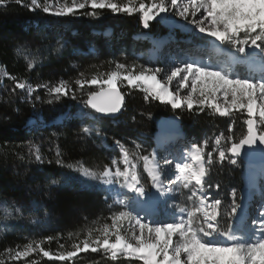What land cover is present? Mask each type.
<instances>
[{
	"label": "trees",
	"instance_id": "obj_1",
	"mask_svg": "<svg viewBox=\"0 0 264 264\" xmlns=\"http://www.w3.org/2000/svg\"><path fill=\"white\" fill-rule=\"evenodd\" d=\"M47 2L77 9L54 15L43 10ZM80 3L85 0H37L38 7L31 0L0 2V264H143L123 256L113 259L99 248L97 241L105 239V228L111 230L120 209L100 179L88 180L80 168L100 176L120 159L119 145L142 150L140 157L147 155V139L158 132L157 120L169 115L178 118L188 144L204 149V180L211 187H203L211 190L213 203L221 202L215 225L223 233L234 223L244 163L229 151L245 135L246 110L232 109L221 116L198 107L174 109L145 99L135 86L119 89L124 101L118 117H99L86 107L93 89L89 82L106 78L118 64L134 69L149 64L150 37H161L166 28L149 21L144 29L136 10L148 0H109L120 9L116 12L93 9L90 3L81 9ZM125 8L132 11L126 13ZM221 47L244 56L230 45ZM257 55L264 60V54ZM215 60L212 56L210 67L220 69ZM228 69L232 78L253 73L238 60ZM20 83L32 92L18 88ZM61 84L65 93L50 91ZM258 129L264 131V122L259 121ZM216 140L223 158L212 153ZM190 194L178 187L176 196L181 207L194 210ZM86 242L97 250L56 258Z\"/></svg>",
	"mask_w": 264,
	"mask_h": 264
},
{
	"label": "snow or ice",
	"instance_id": "obj_2",
	"mask_svg": "<svg viewBox=\"0 0 264 264\" xmlns=\"http://www.w3.org/2000/svg\"><path fill=\"white\" fill-rule=\"evenodd\" d=\"M85 3H90L93 9L111 8L114 12L120 11L115 3H107L106 0H85ZM85 3H80L78 7L84 8ZM31 4L39 6L37 0H31ZM170 4L173 8L178 9L179 17L183 18L186 24H194L198 28L199 33H206L207 36L215 38L221 44L232 46L237 53L244 56L257 52V50L259 54H264V0H187V3L183 4H178L177 0H170ZM140 9L143 11V26L145 29L149 27V21L156 17H160L162 14L164 16L172 14L169 12L165 0H159V4H153L147 9H145V5L141 4ZM190 9L192 17H196L197 13H201L200 17L190 21ZM43 10L48 12L49 8L44 7ZM201 10L203 11L201 12ZM65 11L72 12L73 9L61 10L56 15H62ZM123 11L130 13L132 9L125 8ZM117 67L122 69L125 66L124 64H118ZM160 71L159 68L155 69V72ZM177 76L180 77L181 88L187 87L190 80L191 92L186 97L187 107L190 110L194 105L192 94L197 92L199 93V104L203 106L207 103L209 107H214L215 111L221 116L229 115L230 109L246 110L247 116L250 117L246 120L247 137L240 140L238 144L231 146L233 155L239 156L242 146H251L256 143L255 121L252 117L258 114L260 120L264 122V82L254 83L251 78H230L227 73L219 70H210L207 66H197L194 63L176 67L171 72L169 81ZM118 78L119 74L117 72L111 73L109 78L104 81V84L108 86L107 91L101 92L99 95L94 94L89 99L88 104L96 109L97 112L117 113L121 110L123 98L117 90L116 81ZM123 79L129 85L139 86L138 82H140L147 86L145 91L150 92L161 101L170 98L171 106L174 109L181 107L182 101L173 96L172 92L161 84L155 74L149 75L142 71L135 76L132 74L124 75ZM77 83L81 82L77 81ZM89 83L96 84L98 81L93 79ZM17 87L24 89L25 85L17 84ZM50 91L60 94L64 91V86L52 88ZM218 93L223 95L227 106L221 107L216 102ZM145 99H148V97L145 96ZM96 101L101 102L98 103ZM229 130L231 131V129ZM84 132L87 133L88 129L85 128ZM259 141L264 144V134L259 136ZM193 147L196 148L197 153L194 159L201 161L203 154L198 147L195 145ZM219 156L223 158L225 153L221 151ZM211 158L212 154L209 153V163H211ZM125 159L127 160V153H125ZM36 160L40 161L41 157L39 155L36 156ZM166 163H172V161H166ZM232 163L235 164L236 161L232 160ZM176 168L179 169L180 174L175 179L177 181L183 179L185 188L193 180L197 186L206 185L209 188L211 187L210 184H207V181L203 180L206 172L203 166L198 171L190 170L187 173L179 163H176ZM104 175L108 176L109 173L105 171ZM120 175H125L127 179L126 173H121L117 170L116 176ZM131 181L134 184L138 182L135 174L131 175ZM135 191L140 195L144 193V190L139 187H136ZM201 195L203 199L205 194L202 193ZM220 203V200L217 199L212 207L215 208ZM179 211L181 215L184 213V209ZM235 211L236 209L233 208V212ZM120 215L123 217L127 216L128 213L121 212ZM187 216L189 217L187 227L183 222H169L152 227L148 223H141L137 219L136 223L139 225L141 235L136 236L135 245L127 242L119 234L116 235L114 243H111L108 238L103 239L102 242L97 241V243L105 250H111L113 259L117 256V251L115 250L122 249L130 255H138L143 264H181V253L187 255V264H264V211L258 212L256 220L253 221L254 227L252 228L251 238L228 234L227 240L231 241V244L214 242L217 235L223 236L222 233L217 231L213 223L216 220L215 213L212 215L205 213L207 219L206 229L203 227L193 228L191 221L194 218V214L188 212ZM145 230L148 233L147 236L144 235ZM177 231L184 238L183 243L174 249V254L170 255L169 246L172 242L173 234ZM197 231L207 239L198 238ZM105 234L107 237V228H105ZM88 248L89 244L86 242L83 250ZM96 250V248L91 249L93 252ZM44 255L47 256L48 253L45 252ZM68 255L74 256L76 253L73 252ZM161 255L163 259L158 260L157 258Z\"/></svg>",
	"mask_w": 264,
	"mask_h": 264
},
{
	"label": "rangeland",
	"instance_id": "obj_3",
	"mask_svg": "<svg viewBox=\"0 0 264 264\" xmlns=\"http://www.w3.org/2000/svg\"><path fill=\"white\" fill-rule=\"evenodd\" d=\"M106 2L109 3V0H106ZM177 2L178 4H183L184 0H177ZM153 4H159V0H148L147 5H145V9L150 8ZM165 4L168 6L169 12L172 14L165 16L164 18L156 17L155 19L151 20L157 21L162 24L166 28V32H164L165 34L161 37H150L151 47L147 50L146 53L147 59L150 63H147V65L144 66L135 67V69L126 67L122 69L116 67L115 69H113L111 73L117 72L119 74V78L116 81L118 89L134 88L136 86V88L141 90V92H143L148 98L171 106V102L169 100L161 101L158 97H155L150 92L145 91V88L147 86L141 83H138L139 86L129 85L127 81L123 79L124 75L132 74L133 76H135L142 71L149 75L155 74L161 84L165 86L170 92H172L173 96L182 101L181 107L179 109H188L186 97L191 92L190 80L188 82V86L184 88L180 87L179 76L173 77L171 81H169L171 72L175 70L176 67H183L187 63H194L197 66H207L210 70H219L223 73H227L230 76L231 72L228 69L229 64H233L238 60L245 66H251V70L253 73L250 74V78L254 83L264 82V60L261 56L248 55L239 58L236 53H233L229 50L224 51V49H222V47L219 45L210 47V42L217 43L219 41H217L215 38L207 36L206 33H199L198 28H196L194 24H186L183 18L179 17L178 9H175L171 6L170 0H165ZM46 7L49 8L48 12L54 15H56L57 12L66 10L68 8H71L73 10L77 9V6L68 7L62 2H47ZM202 11L203 10H201V12ZM68 13L71 12H64V14ZM136 13H138L141 18H143V11H141L140 6L136 10ZM200 15L201 13H197V18H199ZM195 18L196 17L191 16L190 9L189 20L191 21ZM170 20H173L175 22L173 26H170ZM205 26L207 27V25ZM107 33L108 31L106 32V34ZM146 36L147 34L142 35L143 38H145ZM212 56L216 57L215 63L220 67V69L210 67ZM157 68H159L161 71L155 72V69ZM111 73H109V75ZM109 75L104 79H95L98 81V83L96 84L90 83L93 88L92 93L108 87L106 84H104V81L109 78ZM181 75H183V73H181ZM230 78L232 77L230 76ZM20 84L25 85L24 89H26L29 94L32 92V87H30L28 84ZM65 92L66 91L64 88V91L62 93ZM192 95L194 99L193 108L198 107L200 109H208L214 114H219L215 111L214 107H209L207 103L203 106L199 104L198 92L193 93ZM216 102L219 103L221 107L227 106L221 93L217 94ZM75 105L76 102L73 103V106ZM231 110L232 109H230V111ZM68 113L69 112L66 111L61 116V118L68 115ZM90 117L94 118L93 115H90ZM254 118L258 123L259 121H261L258 114ZM33 121L34 118H31L29 120V123H33ZM147 143L150 144V150L148 154L143 157H140V153L142 150H137L133 147H127L124 149L119 145L118 147L120 149V159L118 161H114L113 164H111L110 167L106 168L100 176L95 171H90L84 166L80 168L81 174L86 176L88 180H97L98 178L100 179V183L104 186L105 193L107 194L109 200L112 202V204L119 207L120 209V212L115 215L112 220L111 230L107 231V237L104 232V238H108L111 243L115 242L116 235L119 234L127 242L135 245L136 236L141 235L139 225L136 223L137 219H139L141 223H148L152 227L169 222H183L187 227V225L189 224V217L187 216V213L192 212L194 214V218L191 221L193 228L198 229L200 227H203L206 229L207 219L205 213H207L208 215H212L213 213H215V215H217V206L213 208L212 205L214 203L210 199L212 196L211 190H206L203 185H195L194 180L188 184L187 188H185V181L183 179L179 181L175 179V177L180 174L179 169L176 168V163H180L181 159H184V162L181 163V167L184 168L186 173L190 170L198 171L201 166L205 168L204 149L202 147L199 148L201 153L203 154V159L201 160L203 162V165H200L199 162L194 161V157H192L191 155V150H196V148L193 147V145L188 144L182 134L173 136L170 132L158 131L154 136H151L149 139H147ZM169 144L171 146H169ZM220 146L221 145H219L216 140L215 147L212 148V153H220L222 151V147ZM125 153H127V160L125 159ZM166 161H172V163H166ZM151 165L156 168V171L158 173L157 176H159L157 187H155L156 185H154L155 183H153V173L151 174ZM107 170L109 175L105 176L104 172ZM117 170H119L121 173H126L127 179L125 175L116 176ZM246 170L247 168L246 166H244V169L242 171L244 187L237 197L238 206L236 208V211L234 212V223H232L233 225H231L228 231L222 233L223 236L217 235L214 242H217L219 244H231V241L227 240L228 234H234L237 237L243 236L246 238H251L252 228L254 227L253 221L256 220L258 212L264 211V204H260L258 200L259 194H264V167H254L255 171L250 172L249 174L245 172ZM141 173L144 175H141ZM133 174H135L138 178V185L148 194V196H150L152 205L150 206L151 209L149 210L154 211L152 215L143 213L138 210L137 203L140 204L137 201L138 195L136 196L128 185L131 181V175ZM145 177H147V180ZM248 181L253 184H251V186L245 185ZM178 187L188 190L191 193L190 204L195 208L194 210H191V207L186 208L180 206L178 197L176 196ZM154 189L158 190V196L156 198L154 197L153 193ZM202 193L205 194L203 199L201 195ZM180 209H184V213L182 215L180 214ZM245 211H248V213H250V216H252L253 218L247 217V212L245 213ZM121 212L128 213V215L122 217L120 215ZM216 228L218 232L222 230L221 228H218V226H216ZM144 235H148L146 230L144 232ZM197 236L198 238L207 239L206 237H203L199 231H197ZM183 239L184 238L181 237L179 231L173 234L172 242L169 246L170 255L174 254V249L183 243ZM92 248H94V246L92 244H89L88 249ZM99 248L104 253H107L109 257L113 258L111 255V250H105L102 247ZM83 249L84 245L81 249L77 250L74 253L77 254L78 251H83ZM119 256L134 258L142 261L141 259H139V256H136L134 254L130 255L127 252L123 251H117L116 257ZM71 257L73 256L64 255L56 258L68 259ZM157 259L162 260V255ZM180 259L181 264H187V255L185 253H181Z\"/></svg>",
	"mask_w": 264,
	"mask_h": 264
},
{
	"label": "water",
	"instance_id": "obj_4",
	"mask_svg": "<svg viewBox=\"0 0 264 264\" xmlns=\"http://www.w3.org/2000/svg\"><path fill=\"white\" fill-rule=\"evenodd\" d=\"M141 21L143 22V18ZM216 45L221 46V42H217V43L210 42V44H209L210 47L211 46L213 47ZM257 54H259L258 50H257V52H253L250 55H257ZM117 90L120 93L121 97L123 98V94L121 93V91L118 88H117ZM105 91H107V88H103V89L98 90L95 93H91L87 97V99L85 100L86 101V107L89 110H91L92 112H94L95 114H97L99 117L116 118L120 115V113L123 109L124 99H122L121 110L117 113H100V112H97L96 109L92 108L91 105L88 104L89 99H91L94 94L99 95L101 92H105ZM96 102L100 103L101 101H96ZM249 118L250 117H248L247 119H249ZM252 118L255 121L254 130H255L256 136H257L256 143L254 145H251V146H248V145L242 146L241 154L239 156L233 155V153L231 152V148H230L229 153L232 157L240 159L244 163V166L253 165V166L264 167V144H261L259 141V136L261 134H264V131H259L257 120H255L254 117H252ZM247 119H245V123H244L245 124V132H244L245 135L242 139H245L247 137V125H246ZM178 122H179L178 118L174 115H169L167 117H161L160 119L157 120V123H156L157 129H158V131L170 132V133H172L173 136H178V135H181V129L179 127ZM239 142H240V140L234 144H238Z\"/></svg>",
	"mask_w": 264,
	"mask_h": 264
},
{
	"label": "bare ground",
	"instance_id": "obj_5",
	"mask_svg": "<svg viewBox=\"0 0 264 264\" xmlns=\"http://www.w3.org/2000/svg\"><path fill=\"white\" fill-rule=\"evenodd\" d=\"M185 2H187V0H184V3ZM160 17H165L163 14L160 16ZM159 18V17H158ZM195 19H198L197 18V16H196V18ZM169 24H170V26H173L174 24H175V22L173 21V20H170L169 21ZM138 83H140V82H138ZM163 94V93H162ZM166 100H169L170 101V98H166L164 101H166ZM168 102V101H167ZM161 134V133H160ZM162 136V135H161ZM169 146H171L170 144H169ZM196 150H194V149H192L191 150V155H192V157H195L196 156ZM194 161H197L196 159H194ZM182 162H184V159H181L180 160V165H181V163ZM197 162H199L200 163V165H203V162L202 161H197ZM253 165H251V166H246V168H247V170L245 171V172H247L248 174L250 173V172H253V171H255L254 170V167L255 168H257V167H260V166H254V167H252ZM107 172H108V170H107ZM153 173V177H155V179H153V183H155L154 185H156L155 187H157V184H158V181H159V176H157L158 175V173H157V171H156V168H154L152 165H151V174ZM249 178V177H248ZM168 180V179H167ZM250 181V180H249ZM247 182L245 185H249V186H251V184H253V183H250V182ZM129 187L131 188V190L134 192V194L137 196L138 195V198H137V201L142 205H140V204H138L139 206H141L142 208H147V209H151V205H152V202H151V199H150V196H148V194L144 191V193H143V195H140L139 193H137L136 191H135V188L136 187H139V188H141L139 185H138V183H135L134 184V182L133 181H130L129 182ZM153 193H154V197L156 198L157 196H158V190H156V189H154V191H153ZM261 194V193H260ZM259 194V197H258V200L259 201H261V200H263V198H264V194L262 193L261 195ZM139 196H140V198H139ZM143 206H146V207H143ZM150 207V208H149ZM157 207H158V205H157ZM159 207H160V205H159ZM246 207V206H245ZM247 212V217H249V218H253L252 216H250V213H248V211H245V213ZM154 213V211H152V210H148L147 211V214H149V215H152ZM115 251H123L122 249H117V250H115ZM123 252H125V251H123ZM134 255H136V254H134ZM136 256H138V255H136Z\"/></svg>",
	"mask_w": 264,
	"mask_h": 264
}]
</instances>
